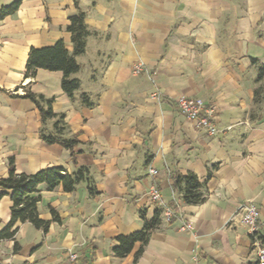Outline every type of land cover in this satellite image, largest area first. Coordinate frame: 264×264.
Wrapping results in <instances>:
<instances>
[{
  "label": "crops",
  "instance_id": "obj_1",
  "mask_svg": "<svg viewBox=\"0 0 264 264\" xmlns=\"http://www.w3.org/2000/svg\"><path fill=\"white\" fill-rule=\"evenodd\" d=\"M15 1L0 0V9ZM20 1L0 21V178L11 158L18 173L87 166L96 193L86 182L73 192L42 185L38 210L49 230L18 222L15 239L0 240V262L60 264L73 251L85 264H258L240 205H257L264 243V0ZM79 10L92 33L76 56L81 86L70 96L62 71H25L32 48L64 40L73 54L67 26ZM137 63L144 71L134 72ZM157 86L161 101L151 98ZM27 91L54 97L53 110L79 140L74 155L42 138V115ZM180 95L213 106L219 132L210 135L183 115ZM54 122L45 128L53 130ZM189 172L205 183L200 204L185 203L173 189L175 175ZM153 185L175 217L168 221L161 212L137 258L140 242L126 257L115 256L116 237L143 228L142 212L152 219L162 211ZM12 204L10 195L0 200V231ZM183 221L193 229L181 231Z\"/></svg>",
  "mask_w": 264,
  "mask_h": 264
},
{
  "label": "trees",
  "instance_id": "obj_2",
  "mask_svg": "<svg viewBox=\"0 0 264 264\" xmlns=\"http://www.w3.org/2000/svg\"><path fill=\"white\" fill-rule=\"evenodd\" d=\"M21 1L4 6L0 9V21L14 14L20 7ZM85 12L79 10L67 26V30L71 33L74 44V52L70 54L64 40H59L55 45L45 48H32L28 59L25 76L35 77L40 68L50 71H62V88L70 96H73L80 89V80L74 75L81 69V64L76 56L86 52L87 38L91 35V30L85 23ZM264 75V66L260 68L259 77ZM25 96L34 101L41 112L43 125L40 129L42 138L48 143H58L65 148L70 149L72 155L75 154L74 148L79 145L76 136L68 135V125L65 121V115L56 113L53 110L52 103L54 97H45L31 91H27ZM83 103L87 106H93L87 94H83ZM53 130L45 128L48 120H54ZM216 168V165L213 166ZM211 176V174H209ZM86 182L91 193H96L90 175V168L87 166H79L75 171L69 173L62 166L48 167L35 173H18L13 158L10 159L9 171L6 177L0 178V200L5 195H10L12 199L11 218L8 224L0 231V240L15 239L18 232V222H30L38 229L47 232L50 228V221L40 217L38 204L41 200L42 185H47L50 191L58 187H62L65 192H73L79 184ZM173 189L182 194L183 200L187 204H200L206 199L205 183L192 172L187 174H177L174 177ZM161 209L157 208L152 219H148L144 212V226L140 231L129 235H119L116 237V244L113 246V253L117 257H126L129 255L136 243L140 242L141 247L136 253V258L143 252L145 245L150 239L151 233L160 227ZM53 218L60 221V216L55 209H52ZM20 244L16 241L14 245L15 251H19ZM0 264H4L0 262Z\"/></svg>",
  "mask_w": 264,
  "mask_h": 264
},
{
  "label": "built area",
  "instance_id": "obj_3",
  "mask_svg": "<svg viewBox=\"0 0 264 264\" xmlns=\"http://www.w3.org/2000/svg\"><path fill=\"white\" fill-rule=\"evenodd\" d=\"M144 69L143 63H137L134 66L135 73H140L144 71ZM163 97V91L157 86L155 91L151 94V98L161 101ZM175 102L181 113L193 120L198 128L207 130L210 135H215L219 132L215 123V109L213 106L208 105L203 99L180 95L175 99ZM150 173L157 175L158 170L152 168L150 169ZM150 194L152 199L162 207L163 217L168 221L172 220L176 215V211L173 207L164 203L156 185L151 187ZM240 211L242 212V222L248 227L249 233L253 238L258 264H264V243L260 237V227L257 221L259 209L254 202L248 201L240 205ZM192 229L193 225L189 221H183L180 226L181 231H190ZM67 258V262L60 264H85L79 261V255L76 252L70 251Z\"/></svg>",
  "mask_w": 264,
  "mask_h": 264
}]
</instances>
